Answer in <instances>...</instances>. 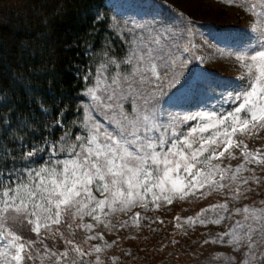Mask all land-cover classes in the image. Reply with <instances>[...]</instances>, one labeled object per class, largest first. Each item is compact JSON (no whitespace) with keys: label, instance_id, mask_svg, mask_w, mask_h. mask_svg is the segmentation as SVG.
<instances>
[{"label":"snow or ice","instance_id":"1","mask_svg":"<svg viewBox=\"0 0 264 264\" xmlns=\"http://www.w3.org/2000/svg\"><path fill=\"white\" fill-rule=\"evenodd\" d=\"M124 7L114 5L116 14L110 17L109 27L122 38L130 37L125 40L129 51L121 59L104 52L95 76L90 75L91 69L84 75V81L94 79L95 84L85 89L90 99L80 105L82 116L78 108L75 121L65 124L58 118L56 126L63 125L62 134L54 136V129L48 130L43 146L32 141L28 151L20 145L18 158L4 148L0 161V264H37V260L40 264H103L100 253L111 244L96 243L85 250L66 232L92 230L96 223H104L102 216L107 218L116 211L159 208L176 198L202 197V190L225 189L233 182L239 186H248L249 181L264 184V178L247 167L248 163L264 165V152L250 150L234 139L249 128H264V0H255L245 9L250 17L246 38L225 37L237 39L238 48H215L220 56L234 58L241 69L231 91L226 84L212 86L214 91L224 89L221 100L229 104L218 110H173L183 103L191 87L186 77L181 81L189 64L185 55L191 48L184 40L186 34L191 35V19H185L182 12L171 20L161 18L160 12L136 17L123 13ZM104 18L97 14V22ZM199 59L203 61V57ZM112 68L116 71H110ZM206 80L200 77V81ZM165 85L172 89L167 96ZM3 140L5 145L10 142L7 136ZM233 148L240 150L244 161L234 170L219 162L226 153L232 157ZM242 170L251 175H241ZM239 186L228 192L233 201L246 198ZM243 191L252 189L244 187ZM229 203L207 205L195 217L185 219L189 224L204 225L211 219V210L216 216L211 222L220 224L225 213L229 218L231 212L242 214L227 232L212 240L223 243L227 237L228 244L242 250L241 264H264V252L257 254L264 244V207L253 202L229 209ZM85 217L92 222L85 223ZM140 218L137 211L132 221L139 224ZM45 238L63 239L62 249L49 247ZM98 238L103 234L87 236L88 240Z\"/></svg>","mask_w":264,"mask_h":264},{"label":"rangeland","instance_id":"2","mask_svg":"<svg viewBox=\"0 0 264 264\" xmlns=\"http://www.w3.org/2000/svg\"><path fill=\"white\" fill-rule=\"evenodd\" d=\"M107 5L112 9L113 15L116 14L114 5L124 4L125 7L121 10L126 15L142 17L145 13L160 12L161 18L171 20L176 17L177 13H184V18H190L192 23L190 25L191 35H185L184 42L190 45L191 51L185 55L189 60L187 69L181 81L186 77L189 81L190 90L187 93L186 99L179 105L178 109L182 111H196L201 108L218 110V107L228 108L229 104L222 102L220 93L224 91L223 88H216L213 90V85L220 83L229 86L228 91L237 86V78L241 69L235 62L234 58L220 56L216 51V47L220 48H238L237 39H226V36H233L238 38H246L249 35L248 22L249 14H246L245 9L249 3L255 0H235V3L228 4L227 0H105ZM130 39V37H127ZM207 42V44H205ZM129 51L127 47L123 56H113L121 59L126 56ZM203 57V61L199 59ZM103 57H99L94 61L91 67L90 75L95 76V67L101 63ZM88 70L86 73H88ZM110 71H116L112 68ZM206 77V81H200V77ZM95 84L94 79L87 81V87ZM208 86H204V85ZM103 81H101V86ZM174 87H179L175 85ZM172 91L165 85L166 96ZM90 98L85 91V101L87 103ZM226 99V98H225ZM168 107V105H165ZM83 112V109H82ZM82 116V115H81ZM99 118V117H98ZM78 131V129H77ZM238 142L242 141L250 150L259 148L264 152V128L255 129L249 128L244 134H237L234 137ZM41 146H43L41 144ZM31 148L24 147L23 151H28ZM233 156L229 157L226 153L225 157L219 158L222 167L232 166V170L238 164L243 163V156L239 149L233 148L231 150ZM17 158L19 155H16ZM214 163L217 161H213ZM19 167V163L17 164ZM248 168L255 169V175L264 178V165H255L253 163L247 164ZM241 175L247 177L251 173L242 170ZM227 184V182H225ZM237 183L233 182L227 184V187L222 190H202L204 195H191L188 198H176L171 204L162 203L159 208L150 207L145 210L141 206H137L127 211H116L110 213L107 218L101 217L104 223H96L92 230H85L83 228L75 229L74 233H67L66 235H74L76 242L81 243L87 250L91 245L100 243L101 245L107 241L111 247H104L100 253L103 264H119L122 257L125 262H130L133 257L137 258L136 264H241L244 259L241 249L234 248L233 245L228 244L227 237L224 238L223 243H214L212 237L218 236L220 233H225L233 225L236 220L241 219L242 214L231 212L224 214V219L220 224L211 222L215 219L214 213L209 211L208 215L211 217L210 221L204 225L199 223L189 224L185 219L188 216H196L201 208L210 204H217L225 200L229 201V209L243 207L245 204L252 205L255 202L256 207H264L260 201H264V184L259 186L255 182L249 181L248 186H239L243 196L241 200L233 201L228 192L234 191L238 187ZM251 187L252 191L244 192V187ZM140 212L141 218L139 224L132 221L135 212ZM146 217V219H144ZM179 217L180 219H176ZM166 226L160 225L162 220ZM84 222H92V218L85 217ZM123 224L124 227L120 225ZM107 225V226H106ZM182 225L183 227H178ZM146 228L152 240L161 243V240L168 239L169 235L179 236L183 241L178 243L181 248L177 251V255L170 257L166 254L160 258L151 260L149 256L145 257L143 251L138 254L131 253L129 249V240L139 236L140 232ZM144 230V231H145ZM61 231H66L62 228ZM96 232L103 234L102 239L88 240V235H95ZM211 234V235H209ZM200 236V242L193 245H185L186 239L193 240L195 236ZM31 239H35V234H31ZM50 241L51 243H49ZM207 241V243H205ZM45 243L56 248L63 247V239L58 241L45 238ZM192 246V247H190ZM162 247V246H160ZM167 249V248H166ZM55 250V248L53 249ZM181 250L184 251L181 254ZM164 252V251H163ZM264 252V244L257 248V254ZM130 254V255H129ZM89 259V258H85ZM95 259V254L91 257ZM135 263V261H134ZM37 264L40 261L37 260Z\"/></svg>","mask_w":264,"mask_h":264},{"label":"trees","instance_id":"3","mask_svg":"<svg viewBox=\"0 0 264 264\" xmlns=\"http://www.w3.org/2000/svg\"><path fill=\"white\" fill-rule=\"evenodd\" d=\"M98 13L105 16L99 22ZM112 15L105 0H0V161L5 147L19 155L20 145L42 144L48 130L61 135L58 118L73 122L78 108L82 115L88 68L104 52L121 57L128 47L127 36L109 27ZM164 221L160 225L166 226ZM145 229L129 240L130 254L141 250L151 260L177 255L183 238L169 235L159 243ZM199 237L186 239L185 245L200 242ZM118 263L130 264L124 257Z\"/></svg>","mask_w":264,"mask_h":264}]
</instances>
